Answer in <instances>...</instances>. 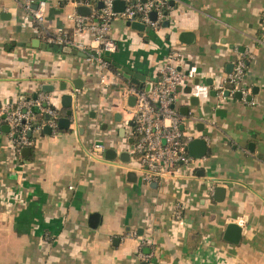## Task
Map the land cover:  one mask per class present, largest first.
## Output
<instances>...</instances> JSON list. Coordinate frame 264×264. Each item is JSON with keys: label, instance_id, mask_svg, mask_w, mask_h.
I'll use <instances>...</instances> for the list:
<instances>
[{"label": "crops", "instance_id": "obj_1", "mask_svg": "<svg viewBox=\"0 0 264 264\" xmlns=\"http://www.w3.org/2000/svg\"><path fill=\"white\" fill-rule=\"evenodd\" d=\"M44 1L45 20L36 30L26 19V0H0V113L40 93L59 118L68 110L62 96L73 95L74 113L68 129L51 133L44 130L46 117L26 152L14 149L11 128L0 123V264H264V0H168L161 25L144 23L145 30L116 16L108 36L117 49L105 54V85L98 64L41 47L58 28L73 32L79 6L90 7V14H80L90 17L102 0ZM78 38L99 45L90 28ZM172 51L184 55L177 62L186 79L176 107L189 108L181 112L182 127L209 142L203 139L201 157L202 145L188 149L197 165L146 182L135 171L136 179L128 175L125 165L134 141L128 108L135 102L123 90L136 83L121 68L144 75L148 87ZM243 55L249 56L241 84L247 101L236 93L220 100L215 86ZM45 85L54 90L44 91ZM198 110L209 121L204 127L193 119ZM96 143L116 149L117 157L108 159L106 150L95 155ZM140 250L152 257L141 259Z\"/></svg>", "mask_w": 264, "mask_h": 264}, {"label": "built area", "instance_id": "obj_2", "mask_svg": "<svg viewBox=\"0 0 264 264\" xmlns=\"http://www.w3.org/2000/svg\"><path fill=\"white\" fill-rule=\"evenodd\" d=\"M102 2L103 6L96 9V13L90 17L78 13L71 16L74 24L72 33L65 28H58L55 33L46 35V42L50 45L70 46L83 52L87 62L96 63L102 68L100 84L105 85L108 83L106 72L110 70V61L105 54L113 53L117 49L115 41L108 36L112 20L121 15L129 21H140L149 27L158 28L169 4L168 0H139L129 2L122 12H117L114 9L115 0H102ZM46 6L44 0L25 2L26 19L34 21L36 30L42 29ZM153 11L157 12L155 20L151 18ZM94 18L98 22L88 25L87 21ZM87 28L95 31L98 46L91 47L83 40H79L78 37ZM183 56L181 51H172L170 59L159 67L157 80L151 82L148 87L127 84L123 90L126 98L130 95L135 97V104L128 108L132 115L134 141L129 149L131 160L125 165L128 170L140 174L146 182H161L167 177L177 176L180 166L198 164V159L188 152L189 143L195 136L183 129L185 116L176 107L178 89L186 79L185 73L177 64ZM248 60V55L239 57L234 62L232 71L215 86L220 100L226 97V91H229L230 95L240 91L242 98L247 101L248 89L241 87V84L247 72ZM74 93L77 96L80 89L75 88ZM74 105L76 108V101ZM36 108L49 115L47 123L53 131H57L59 111L49 104L48 96L43 93L37 94L36 97L29 96L16 106L7 105L0 113V123H6L11 128L10 135L17 152L24 147L34 145L30 133L39 127L32 124L37 119ZM193 119L202 123L209 122L204 115H197ZM201 138L209 142L208 136ZM93 148L95 155L102 154L106 150L103 143H96ZM214 190V185L208 187L210 193ZM181 213L182 206L177 205L175 215L180 218ZM138 256L141 259L152 257L143 250L138 252Z\"/></svg>", "mask_w": 264, "mask_h": 264}, {"label": "water", "instance_id": "obj_3", "mask_svg": "<svg viewBox=\"0 0 264 264\" xmlns=\"http://www.w3.org/2000/svg\"><path fill=\"white\" fill-rule=\"evenodd\" d=\"M143 1H145V0H143ZM102 6H103V2L99 1L98 7L101 8ZM125 6H126L125 1H123V0H115V3H114L115 11L122 12L125 9ZM34 7H37V5H34ZM78 12L80 14H82V15H88L91 12V8L88 7V6L82 5V6L78 7ZM151 18L154 19V20L157 18V12L156 11L151 12ZM128 24H130L133 28L138 29V30L149 29V27H147L144 23H141L139 21H132V22L129 21ZM164 24L168 26L169 23H168V21H165ZM184 35H186V34L184 33L183 35H181L180 38H182ZM41 47H43L44 49L53 50V51H56V52H71L72 51L73 53H78L81 56H85V54L83 52L77 50L76 48H72L70 46L41 44ZM121 71H123V73L127 77L131 78L133 83L139 84L140 87H143L144 81H145V78H146L144 75H141L140 73L135 72V71H133V70L127 68V67L121 68ZM75 83H76V81H75ZM46 86H49V87H46ZM79 87H81V86L77 85V83H76V88H79ZM65 88H66V85L63 84V86H61V89L63 90ZM43 90L51 92V91L54 90V87L52 85H45V87H43ZM214 94H216V91H215ZM228 95H229V91H226V96H228ZM236 95H237V97L242 98L240 91H238L236 93ZM36 96H37V94L35 95V97ZM195 98H197V101H195L194 104L198 105L199 102H200V97L197 96ZM73 100H74V96L71 95V94H67L66 93V94H64L62 96V105L64 107L68 108V110L66 111V116H63V117L59 118L58 126H59L60 129H68L70 127L71 115L74 113ZM134 102H135V97L131 96L129 98V103L131 105H133ZM208 108H211V106L208 107ZM181 112L184 113V114H187L189 112V108L185 107V110L181 109ZM197 112H198L199 115H203L201 110H198ZM194 117L195 116H193V118ZM47 118H49V115H47ZM198 125H201L202 127H204V123H202V122L198 123ZM6 126H7V129H8L7 131H9L10 127L8 125H6ZM44 130H45L46 133H51L52 129L50 127L46 126L44 128ZM198 145H202L203 146L202 152L199 155L201 157L202 155H205L206 152H207V145H206V142L203 139L194 138L189 143L188 149H189L190 153H193L194 152V148H196V146H198ZM22 151L23 152L31 151V147H24ZM116 154H117L116 149L109 148V149L106 150V156H107L108 159H112V160L115 159L117 157ZM120 157L122 158L123 161H129V153L127 151H123L120 154ZM128 175L133 176L135 179L137 177L136 173L133 172V171L129 172ZM221 189H223V188L222 187H218L217 191H220ZM230 227H235V226L234 225H230Z\"/></svg>", "mask_w": 264, "mask_h": 264}, {"label": "trees", "instance_id": "obj_4", "mask_svg": "<svg viewBox=\"0 0 264 264\" xmlns=\"http://www.w3.org/2000/svg\"><path fill=\"white\" fill-rule=\"evenodd\" d=\"M36 115H37V119L35 121H33V125L37 126L39 124H41L43 121L46 120L47 114L46 113H41L39 114V112L36 110L35 111Z\"/></svg>", "mask_w": 264, "mask_h": 264}]
</instances>
